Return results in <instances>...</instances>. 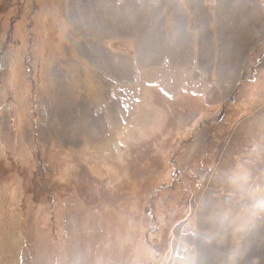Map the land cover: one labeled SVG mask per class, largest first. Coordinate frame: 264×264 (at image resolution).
Returning a JSON list of instances; mask_svg holds the SVG:
<instances>
[{"label": "rangeland", "instance_id": "obj_1", "mask_svg": "<svg viewBox=\"0 0 264 264\" xmlns=\"http://www.w3.org/2000/svg\"><path fill=\"white\" fill-rule=\"evenodd\" d=\"M0 5V264H264V0Z\"/></svg>", "mask_w": 264, "mask_h": 264}, {"label": "trees", "instance_id": "obj_2", "mask_svg": "<svg viewBox=\"0 0 264 264\" xmlns=\"http://www.w3.org/2000/svg\"><path fill=\"white\" fill-rule=\"evenodd\" d=\"M1 6V5H0ZM170 185V184H169Z\"/></svg>", "mask_w": 264, "mask_h": 264}]
</instances>
